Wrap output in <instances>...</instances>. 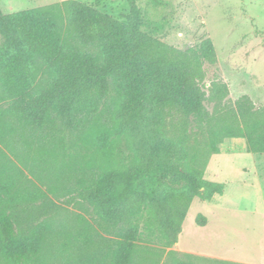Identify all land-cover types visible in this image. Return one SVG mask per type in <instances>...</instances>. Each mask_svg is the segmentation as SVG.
<instances>
[{
	"label": "trees",
	"instance_id": "16d2710c",
	"mask_svg": "<svg viewBox=\"0 0 264 264\" xmlns=\"http://www.w3.org/2000/svg\"><path fill=\"white\" fill-rule=\"evenodd\" d=\"M127 4L122 21L74 0L0 12V136L9 140L10 156L36 177V167L48 171L41 152L62 154L66 134L67 141L93 135L101 122L95 135L100 148L107 153L104 142L113 137L130 152L128 164L118 168L82 165L56 176L60 187L53 189L72 190L87 203L95 228L81 217L63 226L54 260L41 255L49 226L16 217L14 182L0 174V259L8 264H159L126 222L144 216L147 232L168 247L176 243L188 203L221 193L219 184L186 165L190 124L207 126L210 149L220 138H242L247 153H264V107L243 96L219 112L228 94L221 82L209 91L219 108L210 114L204 107L201 67L216 62L211 41L175 51L142 31L135 0ZM171 125L181 133L178 140L165 133ZM27 160L37 166H26ZM181 185L183 192L173 194ZM40 194L39 188L29 193L34 199ZM196 224L204 225V218Z\"/></svg>",
	"mask_w": 264,
	"mask_h": 264
},
{
	"label": "rangeland",
	"instance_id": "374dc122",
	"mask_svg": "<svg viewBox=\"0 0 264 264\" xmlns=\"http://www.w3.org/2000/svg\"><path fill=\"white\" fill-rule=\"evenodd\" d=\"M64 1L67 0H0V10L2 14H13ZM74 1L118 21L128 13L127 0ZM135 2L141 13L142 31L175 51L187 52L205 39L211 41L216 62L201 67V84L205 85L206 95L204 107L210 114L219 108L209 98L212 82H221L228 89L219 112L234 108L243 96L256 108L264 107V0ZM3 45L0 36V49ZM102 109L101 104L99 112ZM102 126L101 122L93 135H80L70 141L66 134L67 148L62 154L52 157L48 150L41 152V166L48 171L45 173L36 167L33 170L36 177L10 156L9 140L6 135L0 136V174L2 178L12 179L19 197L14 203V214L19 220H29L33 225L44 222L49 226L41 251L44 261L60 255L59 233L66 224L81 217L95 228L94 216L87 203L78 200L72 190L53 189L60 187L56 176L82 165L105 170L128 164L130 152L124 140L109 137L104 142L108 152L100 148L101 143L95 135L102 131ZM206 129L207 126L190 124L184 145L186 165L199 172L203 180L219 184L221 193L206 201L193 198L188 203L181 231L171 246L167 247L147 232L144 216L128 220L124 228L136 227V243L151 250L154 256L150 258L158 259L159 264H264V153H247L242 138H220L215 150L210 149ZM165 133L173 140H178L181 135L172 125ZM75 141L78 144H74ZM26 166L37 165L27 160ZM38 188L40 196L31 198L29 193ZM183 190L182 185L172 187L176 195ZM199 217L204 218V225L196 224ZM0 263L8 264L3 259Z\"/></svg>",
	"mask_w": 264,
	"mask_h": 264
},
{
	"label": "crops",
	"instance_id": "0c3cea01",
	"mask_svg": "<svg viewBox=\"0 0 264 264\" xmlns=\"http://www.w3.org/2000/svg\"><path fill=\"white\" fill-rule=\"evenodd\" d=\"M0 12H1V10H0ZM2 13V12H1ZM3 15H8V14H3Z\"/></svg>",
	"mask_w": 264,
	"mask_h": 264
}]
</instances>
